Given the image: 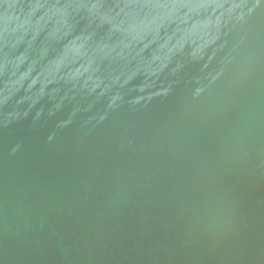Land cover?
<instances>
[{
    "label": "water",
    "instance_id": "obj_1",
    "mask_svg": "<svg viewBox=\"0 0 264 264\" xmlns=\"http://www.w3.org/2000/svg\"><path fill=\"white\" fill-rule=\"evenodd\" d=\"M0 264H264V0H0Z\"/></svg>",
    "mask_w": 264,
    "mask_h": 264
}]
</instances>
